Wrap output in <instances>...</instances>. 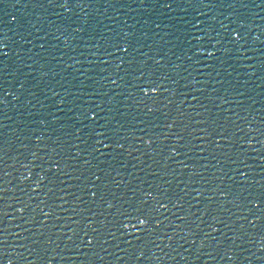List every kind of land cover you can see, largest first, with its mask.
Returning a JSON list of instances; mask_svg holds the SVG:
<instances>
[{"label": "water", "instance_id": "obj_1", "mask_svg": "<svg viewBox=\"0 0 264 264\" xmlns=\"http://www.w3.org/2000/svg\"><path fill=\"white\" fill-rule=\"evenodd\" d=\"M0 264H264V0H0Z\"/></svg>", "mask_w": 264, "mask_h": 264}, {"label": "snow or ice", "instance_id": "obj_2", "mask_svg": "<svg viewBox=\"0 0 264 264\" xmlns=\"http://www.w3.org/2000/svg\"><path fill=\"white\" fill-rule=\"evenodd\" d=\"M153 91H155V89H153ZM142 223L144 222V221H141Z\"/></svg>", "mask_w": 264, "mask_h": 264}]
</instances>
